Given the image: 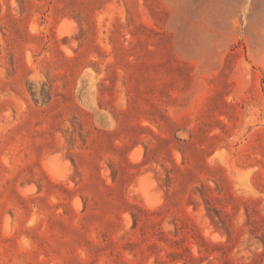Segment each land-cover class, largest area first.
<instances>
[{
  "label": "rangeland",
  "instance_id": "rangeland-1",
  "mask_svg": "<svg viewBox=\"0 0 264 264\" xmlns=\"http://www.w3.org/2000/svg\"><path fill=\"white\" fill-rule=\"evenodd\" d=\"M0 264H264V0H0Z\"/></svg>",
  "mask_w": 264,
  "mask_h": 264
},
{
  "label": "bare ground",
  "instance_id": "bare-ground-1",
  "mask_svg": "<svg viewBox=\"0 0 264 264\" xmlns=\"http://www.w3.org/2000/svg\"><path fill=\"white\" fill-rule=\"evenodd\" d=\"M66 20H67V19H66ZM69 21H70V20H69ZM68 23H69V22H68ZM70 24H71V22H70ZM70 24H69V25H70ZM72 26H73V25H72ZM60 29H61V28H60ZM74 29H75V28H74ZM60 33H61V32H60ZM67 34H69V33H67ZM61 35H62V34H61ZM72 45H73V44H72ZM68 52H69V51H68ZM59 151H60V150H59ZM138 152H140V151H138ZM52 154H53V153H52ZM62 154H63V153H62ZM54 155H55V154H54ZM49 156H50V155H49ZM60 156H61V154H60ZM135 157L137 158L138 156H135ZM46 158H48V157H46ZM132 158H133V157H132ZM136 158H135V159H136ZM48 159H49V158H48ZM60 159H61V158H60ZM45 161H46V160H45ZM58 161H59V158H58ZM63 161H65V159H64ZM66 161H67V160H66ZM55 162H56V161H55ZM55 162H54V163H55ZM60 162H61V161H60ZM47 164H49V162H48ZM52 164H53V163H52ZM62 164H63V163H62ZM62 164H61V166H63ZM65 165H66V164H65ZM68 165H70V164H68ZM56 166H57V165H56ZM70 166H71V165H70ZM46 167H47V166H46ZM48 167H49V166H48ZM53 167H54V166H53ZM65 168H66V166H65ZM70 168H71V167H70ZM47 169H48V168H47ZM59 170H60V169H59ZM62 170H63V169H62ZM62 170H61V171H62ZM64 170H65V169H64ZM67 170H68V169H67ZM49 171H50V170H49ZM51 171H53V169H51ZM57 171H58V170H57ZM53 173H54V172H53ZM103 173H104V172H103ZM148 173H149V172H148ZM148 173H146V174H148ZM53 175H55V174H53ZM53 175H52V176H53ZM60 175H62V174H60ZM103 175H104V174H103ZM148 176H149V175H148ZM141 177L143 178V177H145V176L142 175V176H140V178H141ZM150 177H151V176H150ZM150 177H149V178H150ZM54 178H56V176H55ZM64 178H65V176H64ZM142 178H141V179H142ZM145 178H146V177H145ZM57 179H58V178H57ZM62 179H63V178H62ZM137 179H138V177H137ZM152 181H153V180H152ZM68 183H69V182H68ZM137 183H138V182H136V184H137ZM142 183H143V182H142ZM153 183H154V182H153ZM139 184H140V183H139ZM139 184H138V185H139ZM143 184H144V183H143ZM147 184H148V183H147ZM147 184H146V185H147ZM68 185H69V184H68ZM20 189H22V187H21ZM140 189H141L142 194L145 196L144 199H146V201H145L146 204H147V205H151L152 202H150V201L148 200V196H149V195H147V194H148V189H149V188L147 189L146 186H144V185L141 186V185H140ZM132 191H133V190H132ZM24 192H25V191H24ZM28 192H29V191H28ZM24 194H25V193H24ZM139 194H140V193H139ZM156 194H157V193H156ZM156 194H155V195H156ZM146 195H147V197H146ZM140 196L142 197V195H139V197H140ZM157 196L159 197V195H157ZM137 197H138V196H137ZM149 197H150V196H149ZM156 199H157V198H156ZM158 199H159V198H158ZM143 202H144V200H143ZM154 202H156V201H154ZM159 202H161V201H159ZM158 204H159V203H158ZM151 206H152V205H151ZM148 207H149V206H148ZM198 207H199V206H198ZM199 211H200V210H199ZM200 212H201V211H200ZM197 213L199 214V212H197ZM201 218L203 219V217H201ZM197 219H198V218H197ZM199 222H200V220H199ZM201 222H202V221H201ZM201 222H200V223H201ZM204 222H205V223H204V226H206V225H207V224H206V221H204ZM202 224H203V223H202ZM205 224H206V225H205ZM209 225H210V224H209ZM206 227H207V226H206ZM208 228H209V226H208ZM208 228H207V229H208ZM204 229H206V228H204ZM207 229H206V230H207ZM206 230H205V231H206ZM208 230H209V229H208ZM203 231H204V230H203ZM205 234H206V233H205ZM210 235H211V234H210ZM210 235H209V237H211ZM216 235H217V234H216ZM223 237H224V236H223Z\"/></svg>",
  "mask_w": 264,
  "mask_h": 264
}]
</instances>
